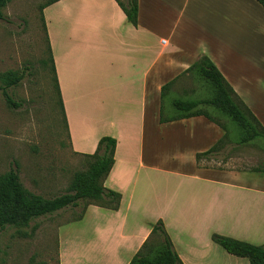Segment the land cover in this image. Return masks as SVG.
<instances>
[{"label": "crops", "instance_id": "obj_1", "mask_svg": "<svg viewBox=\"0 0 264 264\" xmlns=\"http://www.w3.org/2000/svg\"><path fill=\"white\" fill-rule=\"evenodd\" d=\"M137 2L136 25L116 0H55L42 10L71 151L92 153L104 135L116 140L103 184L120 192L119 207L89 204L79 221H92L107 263L127 264L161 219L184 264H241L210 235L264 243V166L197 161L224 130L203 115L160 122V87L204 54L264 125V7L210 0L215 32L196 42L185 32L191 11Z\"/></svg>", "mask_w": 264, "mask_h": 264}, {"label": "rangeland", "instance_id": "obj_2", "mask_svg": "<svg viewBox=\"0 0 264 264\" xmlns=\"http://www.w3.org/2000/svg\"><path fill=\"white\" fill-rule=\"evenodd\" d=\"M46 1L10 0L1 8L4 17L0 18V75L17 70L23 77L17 85L7 87L18 105L7 104L0 90V174L16 170L26 188L52 197L64 192L73 172L86 165L84 157L70 149L47 51V32L41 19L40 5ZM170 5L175 6V16L180 8H184L186 14L191 11L194 20L185 31L191 34V41L204 40L215 32L213 27L218 18L210 0H171ZM0 84H3L1 78ZM205 86L204 80L195 75L181 76L163 97L166 112L171 109V96L203 97L209 94ZM207 109L226 124L230 140L227 147L209 154L204 164L213 168L263 167L264 140L257 138L248 144H238L237 124L211 107ZM83 206V201H79L76 206L36 217L26 226H5L0 230V264H61V261L63 264H113L104 261L98 251L92 221L88 218L79 221L85 213L84 210L82 215ZM216 247L227 253L220 246ZM239 262L249 264L246 258Z\"/></svg>", "mask_w": 264, "mask_h": 264}, {"label": "trees", "instance_id": "obj_3", "mask_svg": "<svg viewBox=\"0 0 264 264\" xmlns=\"http://www.w3.org/2000/svg\"><path fill=\"white\" fill-rule=\"evenodd\" d=\"M10 0H0V18H3L1 8ZM55 0H48L40 5V9ZM124 12L126 19L133 25L137 23V0H116ZM264 7V0H256ZM41 19L44 21L43 13ZM44 31H46L45 23ZM47 32V31H46ZM48 41V37H47ZM47 51L54 74L55 84L59 95V103L63 114V104L59 86L56 79L54 63L49 42ZM43 59L40 62L42 64ZM43 66V64H42ZM191 74L203 79L206 83V96L199 98H180L171 96L170 112H166L163 97L169 93V88L181 76ZM23 74L17 70H10L0 75L3 84L0 90L9 105L15 103L7 91V87L17 85ZM211 107L214 112L234 121L239 128L236 139L238 144H248L261 138L264 140V125H262L249 107L241 100L232 86L226 81L214 63L204 54H201L178 76L166 81L160 87L159 121H172L190 116L203 115L210 121L218 124L224 133L207 150L196 153L198 161L202 156L219 151L230 140L226 124L220 122L215 113L207 108ZM65 118V116H64ZM66 121V119H65ZM115 138L104 135L99 138L96 149L92 153H79L84 157L85 167L75 170L64 192L52 197H44L26 188L19 179L16 170L9 169L0 174V230L7 225L16 227L26 226L39 216L55 212L59 209L76 206L83 201L82 215L86 205L95 204L109 209L119 207L121 194L118 191L107 188L103 182L114 162ZM82 216H80L81 218ZM211 240L222 247L226 252L244 257L249 264H264V243L254 244L216 232L211 233ZM127 264H184L172 246L169 234L164 228L161 219H157L150 226V232L142 242L138 250L131 256Z\"/></svg>", "mask_w": 264, "mask_h": 264}]
</instances>
